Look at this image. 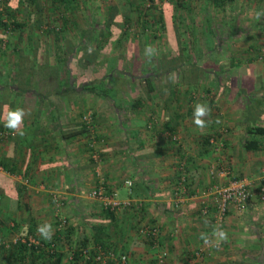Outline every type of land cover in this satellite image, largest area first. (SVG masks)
Returning a JSON list of instances; mask_svg holds the SVG:
<instances>
[{"label":"crops","instance_id":"0c3cea01","mask_svg":"<svg viewBox=\"0 0 264 264\" xmlns=\"http://www.w3.org/2000/svg\"><path fill=\"white\" fill-rule=\"evenodd\" d=\"M197 103L211 109L202 129L194 124ZM16 108L25 110L23 135L5 127ZM88 110L94 148L82 122ZM250 124L264 126V0L5 2L0 264H52V243L61 264H98L70 256L100 243L128 254L126 263L109 264H264V136L247 150ZM181 160L189 194L176 199ZM98 167L108 194L131 206L111 209L91 196ZM234 179L252 184L254 195L219 226L200 211L203 201L215 206L204 192ZM45 223L54 229L50 240L37 231ZM146 224L160 225L158 244L141 232ZM215 228L227 240L217 244ZM30 236L44 243L43 257L22 243Z\"/></svg>","mask_w":264,"mask_h":264},{"label":"built area","instance_id":"2783aa9c","mask_svg":"<svg viewBox=\"0 0 264 264\" xmlns=\"http://www.w3.org/2000/svg\"><path fill=\"white\" fill-rule=\"evenodd\" d=\"M9 0H0V10L4 9V4ZM82 122L85 127L86 133L91 137L90 146L94 148V145L97 141V135L95 131V116L92 110L86 111L82 116ZM9 134L8 131L0 130V137H6ZM178 134H173V140H179ZM211 143L216 144V149L220 148L221 143L216 138H212ZM96 153L93 154V156ZM96 177L98 180L97 186L91 190L90 194L93 197L104 199L111 209H118L123 206H131V200L127 201H117L115 200L116 192L113 191L111 194H108V187L106 184V180L102 175L100 168L98 167L96 170ZM188 178H189V170L188 163L186 160H181L178 165V175L177 180L175 182L174 195L176 199L184 198L189 194V186H188ZM126 185L131 188L133 185L132 179H127L125 181ZM252 184L246 182L243 179H234L230 183L226 185L221 184H213L208 191L204 192V194H209L214 197L215 206L211 208L209 204H206L205 201L202 202L200 207V211L204 215H210L213 219V222L219 226H221L226 218L230 210L235 209L239 212L245 211L248 205L251 204L254 192L251 187ZM260 198L264 201V180L263 183L260 184ZM55 201L57 204V212L56 215L59 216L60 224L58 228L63 230L68 227V222L65 217H62L60 213V208L64 205L63 197L60 195L55 196ZM141 232L146 235V237L154 240L156 244H158V238L161 233L160 225L158 224H146L141 228ZM22 243L27 244L28 246L35 245L36 248H43L45 245L39 239L35 237H28L21 240ZM56 249V244L52 243L50 248L48 249L50 252H53ZM74 252H71V258H74ZM81 255L85 260H94L97 263L109 264L111 261L116 260L121 263H126L128 261L127 253L117 252L114 248H103L101 245L91 244L88 247H84L80 249ZM97 252V253H96ZM196 256L199 257L203 254L202 250H198L195 252ZM166 252L162 253V256L159 257V263H163ZM195 264V263H190Z\"/></svg>","mask_w":264,"mask_h":264},{"label":"clouds","instance_id":"9594fccd","mask_svg":"<svg viewBox=\"0 0 264 264\" xmlns=\"http://www.w3.org/2000/svg\"><path fill=\"white\" fill-rule=\"evenodd\" d=\"M259 15V14H258ZM147 55H151V51L146 48L145 50ZM211 109L205 103H197L194 109V124L198 128H204L206 126V121L204 117L210 115ZM25 117V110L22 108H16L14 110H10L6 114L5 127L13 130V132H18L20 135H23V131L21 130V126L23 124ZM37 231L42 235V237L46 240H50L53 235L54 229L50 223H45L43 225L38 226ZM212 235L216 238V243L219 244L221 241L227 240V232L221 228H215L213 230ZM201 238L205 240L207 243L209 237L207 234H202Z\"/></svg>","mask_w":264,"mask_h":264},{"label":"trees","instance_id":"16d2710c","mask_svg":"<svg viewBox=\"0 0 264 264\" xmlns=\"http://www.w3.org/2000/svg\"><path fill=\"white\" fill-rule=\"evenodd\" d=\"M84 130H85V127H84ZM248 133L251 136H249V138H246L244 140V144H245L246 149L247 150H257V149H259L260 148V140H259V137H263L264 136V126L259 125V124H250L249 125V128H248ZM99 245H101L103 248H108L103 243H100ZM30 251L31 252H38V256L43 257V254H45L44 252L46 250H44L43 248H34V247H31L30 248ZM77 255L82 256L80 254V252H76L75 251L74 252V257H77ZM50 256L54 257V261H53L52 264H61L62 258H63V254L62 253H58V251L55 249L52 253H50ZM88 262L97 263L94 260H92V261L89 260ZM98 264H102V263H98Z\"/></svg>","mask_w":264,"mask_h":264},{"label":"rangeland","instance_id":"374dc122","mask_svg":"<svg viewBox=\"0 0 264 264\" xmlns=\"http://www.w3.org/2000/svg\"><path fill=\"white\" fill-rule=\"evenodd\" d=\"M58 14L60 15V14H62V12H61V11H58L57 14H56V16H57Z\"/></svg>","mask_w":264,"mask_h":264}]
</instances>
